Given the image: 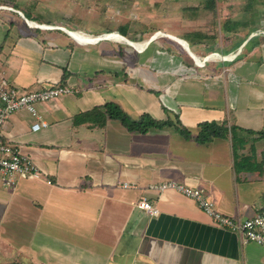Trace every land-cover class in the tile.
Instances as JSON below:
<instances>
[{"label":"crops","instance_id":"0c3cea01","mask_svg":"<svg viewBox=\"0 0 264 264\" xmlns=\"http://www.w3.org/2000/svg\"><path fill=\"white\" fill-rule=\"evenodd\" d=\"M20 11L0 6L5 34L0 76L23 90L61 81L75 91L38 104L47 127L32 130L35 118L24 109L11 114L0 129V138L18 146L42 171L39 178L18 177L14 186L4 185L0 172V264H264L263 246L219 227L195 199L176 190L147 189L167 180L199 187L216 210L237 220L264 207V31L246 28L233 47L223 43L222 52L214 48L206 56L202 44L192 48L186 39L166 33L187 42L189 52L178 45L195 55L189 57L194 62L176 59L159 69L151 83L152 68L142 76V65L135 68V52L120 48L125 41H99L102 34L80 29L99 37L78 42L64 30L73 29L37 27ZM257 24L264 22L249 23ZM12 32L16 36H8ZM111 33L134 41L120 28ZM158 34L165 33L142 40L144 46L128 45L145 54L162 36ZM162 48L158 52L168 51L170 59L178 57ZM219 59L228 64L224 73L209 67ZM145 60L150 64L148 56ZM191 76L212 81L205 89L199 81L186 82ZM204 90L210 93L207 102L199 98ZM107 102H117L134 118L149 114L158 120L176 117L175 122L140 133L114 119L104 125L76 119ZM171 108L177 111L174 118L167 113ZM204 121L238 126L243 145L237 154L231 132L198 141ZM179 123L191 137L176 129ZM124 182L138 187H124ZM142 197L154 201L158 216L136 206Z\"/></svg>","mask_w":264,"mask_h":264},{"label":"rangeland","instance_id":"374dc122","mask_svg":"<svg viewBox=\"0 0 264 264\" xmlns=\"http://www.w3.org/2000/svg\"><path fill=\"white\" fill-rule=\"evenodd\" d=\"M2 4L10 8L17 4L18 10L29 13L40 23L66 26L73 30L81 29L94 32L97 35L123 28L132 40L142 41L157 32H164L165 34L157 35L162 36L149 45L145 54H138L126 43L120 44L122 50L131 49L135 52V68L139 67L138 64L142 65V70H140L142 76L145 75L144 71L152 68L147 80L151 83L156 81L155 77H158L159 69L174 64L176 59L184 60V63L186 61L188 65L194 62L192 58H189L191 56L188 52L179 47L178 41L166 33L187 38L191 42L192 48L196 43L202 44L201 47H203L204 56H206V53L214 48L222 52L220 45L223 43H226V48L233 47L237 44L238 34L244 33L246 28L249 31L250 27H258L259 32L264 31V25H249L250 22H264L262 0H0V6ZM9 27L5 24V29L8 30ZM23 27L26 28L25 24L22 25ZM0 30V42H2L5 39V34L4 29ZM11 35L16 36V33L12 32L8 36ZM34 39L36 40L37 36ZM159 47L171 48L173 52H177L179 58L174 56L173 59H170L168 51L158 52ZM146 56L150 59V64H145ZM165 59H168L166 64L164 63ZM223 62L221 59L210 61L209 67L215 66L216 71L220 69L219 71L222 73L223 67L228 65ZM197 70L201 74L202 69L198 68ZM189 73L190 71L185 72V74ZM121 76L122 74H120ZM138 80L140 79L136 78V81ZM191 81H199V84L205 88L206 83L212 80H208V77L205 76L186 78V82L190 83ZM209 94V91L204 90L199 98L207 102ZM217 99L219 102H223L224 97L219 94ZM166 108L168 109L167 105ZM171 109L172 112L167 111V113L174 118L173 111H177L174 108ZM200 113L209 115L210 111L203 110ZM130 116L133 119L141 118H134L131 114ZM114 121L121 124L119 119H114ZM135 132L142 133L139 130Z\"/></svg>","mask_w":264,"mask_h":264},{"label":"built area","instance_id":"2783aa9c","mask_svg":"<svg viewBox=\"0 0 264 264\" xmlns=\"http://www.w3.org/2000/svg\"><path fill=\"white\" fill-rule=\"evenodd\" d=\"M74 91L75 88L72 85L61 81L50 84L45 83L39 89L23 90L4 76H0V129L11 114L24 109L35 118L31 126L32 130L37 131L47 127L49 122L40 115L38 104L50 102ZM0 172L2 182L6 186H14L20 176L27 178L42 176L41 169L29 155L22 153L15 144L1 138ZM123 186L127 188L138 187L136 184L129 182H124ZM147 189L155 192H163L168 189L182 192L186 196L195 199L200 208L209 214L219 227L238 232L245 243L254 242L264 247V207L252 217L237 220L216 210L215 204L203 194L202 189L199 187L167 180L149 184ZM136 206L150 216L154 217L160 214V210L154 201L147 197H142Z\"/></svg>","mask_w":264,"mask_h":264},{"label":"trees","instance_id":"16d2710c","mask_svg":"<svg viewBox=\"0 0 264 264\" xmlns=\"http://www.w3.org/2000/svg\"><path fill=\"white\" fill-rule=\"evenodd\" d=\"M264 3V0H262ZM17 5V4H16ZM16 5H13L16 7ZM17 8V7H16ZM27 18L32 20H38L32 18L29 13L25 12ZM124 34H127V31L121 28ZM111 32V31H109ZM115 34V33H114ZM117 34V33H116ZM187 41H189L186 38ZM190 42V41H189ZM191 44V42H190ZM76 119L78 121H91L96 122L100 125H104L108 119H119L129 130L131 131H142L147 132L151 128H161L164 126H171L174 121L171 119L167 120H158L152 118L149 114H144L140 119H133L117 102H107L104 106L96 107L92 110L82 112L79 114ZM176 129L186 138L191 137V132L184 127L182 124H176ZM199 134L197 140L201 143H207L215 137H226L229 132L233 134L234 140V150L237 154L239 146L243 145V138L239 137V127L232 126L231 128L227 127L225 123L220 124L215 121H204L199 124ZM251 132V130H247ZM264 134V132H260ZM250 160V157L246 158V161Z\"/></svg>","mask_w":264,"mask_h":264},{"label":"bare ground","instance_id":"6f19581e","mask_svg":"<svg viewBox=\"0 0 264 264\" xmlns=\"http://www.w3.org/2000/svg\"><path fill=\"white\" fill-rule=\"evenodd\" d=\"M34 21V20H33ZM30 24H32V25H36V26H38V25H41L42 27H44V28H48L49 27V24H43V23H40V22H37V21H34V22H30ZM64 30H68V29H66V28H64ZM69 31V33L74 37V38H76V40L78 41V42H83V43H85V42H90V41H92V40H94V39H97V37H99V36H95V35H91V34H88V33H85V32H83V31H81V30H68ZM109 33H111V32H108V33H106V34H102V35H100V37H99V39L100 38H104V37H109V38H112V39H114V40H120V41H125V40H127V39H125L123 36H120L119 34H114V33H111V34H109ZM176 41H178L181 45H183L187 50H188V52H189V47H188V44H187V42H185L183 39H181V38H176L175 36L173 37ZM126 42V41H125ZM130 43H133V44H135V45H137V46H144V45H146V43L147 42H144V41H140V42H138V41H131ZM193 54V53H192ZM194 55V54H193ZM195 56V55H194Z\"/></svg>","mask_w":264,"mask_h":264},{"label":"water","instance_id":"95a60500","mask_svg":"<svg viewBox=\"0 0 264 264\" xmlns=\"http://www.w3.org/2000/svg\"><path fill=\"white\" fill-rule=\"evenodd\" d=\"M19 13H20V15H21V16H22V17H23V18H24L29 24H30V22H34L33 20H30L29 18H27L26 15H25L22 11H20ZM37 27H42V26H41V25H38ZM49 27H50V26H49ZM66 32H67L68 34H70L68 30H66ZM103 34H104V33H103ZM70 35H71V34H70ZM71 36H72V35H71ZM122 36H123L125 39H127V40H125L126 43L129 44V45H131V43H130V41H129V40H131V39L127 38L125 35H122ZM75 39H76V38H75ZM102 39H108V38H105V37H104V38L99 39V41L102 40ZM152 41H153V40H152ZM152 41H150V43H151ZM150 43H149V44H150ZM131 46H132V45H131ZM188 54H189V53H188ZM189 55H190L191 57L193 56L192 53L189 54ZM205 63H206V62H205Z\"/></svg>","mask_w":264,"mask_h":264}]
</instances>
